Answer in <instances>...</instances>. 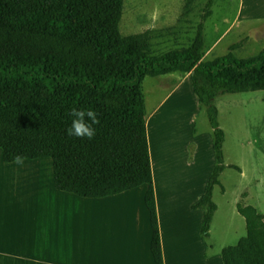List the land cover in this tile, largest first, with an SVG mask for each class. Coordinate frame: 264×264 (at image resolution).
<instances>
[{
	"label": "trees",
	"instance_id": "trees-1",
	"mask_svg": "<svg viewBox=\"0 0 264 264\" xmlns=\"http://www.w3.org/2000/svg\"><path fill=\"white\" fill-rule=\"evenodd\" d=\"M215 0H207L190 45L155 53L153 30L123 36L124 0H0V150L50 158L53 186L82 198H101L147 184L145 205L154 264H164L153 186L142 82L188 73L214 134L216 165L202 198L201 233L209 236L216 210L212 191L225 169L224 131L214 99L264 90V51L203 58V26ZM189 8V3L186 6ZM190 10V9H189ZM187 13V12H186ZM231 50L236 49L232 45ZM73 108L94 110L93 139L67 135ZM228 167L238 169L235 165ZM246 235L222 250L223 264H264V213L239 202Z\"/></svg>",
	"mask_w": 264,
	"mask_h": 264
},
{
	"label": "rangeland",
	"instance_id": "rangeland-1",
	"mask_svg": "<svg viewBox=\"0 0 264 264\" xmlns=\"http://www.w3.org/2000/svg\"><path fill=\"white\" fill-rule=\"evenodd\" d=\"M206 3L124 0L120 32L126 36L155 31L151 42L157 54L188 46L203 19ZM203 36L205 60L229 52L245 58L264 51V0H215L204 22ZM232 45L236 49L231 50ZM142 92L164 264H223L222 250L238 243L247 232L238 203L256 205L264 212V90L225 93L214 99L217 121L224 131L226 167L212 191L216 210L208 237L201 233L204 210L193 208L204 195L216 165L214 134L206 109L200 105L188 73L173 71L145 77ZM34 160L24 161L30 162L24 163L28 166L6 167L9 169L1 173L20 176L10 183L3 180L8 186L0 184V230L16 233L20 246H45L49 232L62 235L60 238H66L72 250L60 256L65 264H153L152 232L144 204L147 184L127 191L132 195L123 197L68 201L73 209L66 208V214L44 217L40 199L44 188L37 177H44V184L55 190L52 160ZM231 164L238 169L228 167ZM109 202L113 207L117 205L120 214H109L111 208H102L101 204L98 211L90 209V205ZM117 216L118 223L114 220ZM102 220L99 237L107 252L92 245L97 243L93 235L96 223L100 225ZM110 239L112 247L107 246Z\"/></svg>",
	"mask_w": 264,
	"mask_h": 264
},
{
	"label": "crops",
	"instance_id": "crops-1",
	"mask_svg": "<svg viewBox=\"0 0 264 264\" xmlns=\"http://www.w3.org/2000/svg\"><path fill=\"white\" fill-rule=\"evenodd\" d=\"M148 126H149V122H148ZM149 135L150 134L148 131L147 136L149 137ZM148 141H149V138H148ZM150 142H152V141L150 140ZM24 161H35V160L34 159H30V160L25 159ZM24 163H30V162H24ZM14 164H15L14 162H10V163L4 162L2 159V152H1V155H0V166H1L0 167V184H4V185L8 186V184L5 181L10 183L12 181V179H15L18 176H20L19 174H14L17 177H12V176L9 177L8 175L3 176L1 174L3 172V170L7 171V169L12 168L11 166ZM28 165L29 164H23V167L28 166ZM6 167H9V168H6ZM31 174H32V172H31ZM43 178L44 177H42L41 175H38V177H37L38 182L37 183H40V185L44 188V191L40 197V199L43 201V205H44V209H45L44 210V217L50 216L51 218H58L64 214H66V211H65L66 208L68 210L73 209V207H72L73 204H71V206H70L68 201H72L71 203H74L79 198L84 199V200L103 199L106 197L112 198V197H115V195H121V197H123L126 195H132V193H133V192L126 193L127 191L132 190V189H130V190H126L124 192H121V193H118L115 195H109V196L101 197V198H82V197H79V196L72 194V193H68V192H64V191H58L55 188H54L55 190H52L51 188L48 187V185L44 184ZM3 180H5V181H3ZM154 185L155 184L153 183V186ZM136 188H138V187H136ZM133 189H135V188H133ZM154 189H155V187H154ZM124 193H126V194H124ZM115 201H117V199H115ZM1 202H2V200H1ZM99 204L103 205L102 208L110 207L111 210H110L109 214L110 213H112L114 215L120 214V211H118L117 205H114V207H113V205L110 202H109V204L96 203L94 206L90 205V209L97 210V211L102 209V208H99ZM145 207H146V205H145ZM82 208H87V207L85 204H82ZM256 208L259 212L262 211V213H264L263 209H259L257 206H256ZM148 216H149V212H148ZM114 220H116L118 223V216L115 217ZM111 223H112V219H111V217H109L108 231H109L110 237H111ZM148 225H149V232H150V229H151L150 219H149ZM103 226H104L103 220H102V222H100V225L98 223H96V229H95L93 235H94L97 243L95 244V242H92V245L98 247V250L101 252L102 251L107 252L108 249L106 248V244L99 237L100 230L103 228ZM145 228H146V226L144 225V229ZM141 233H142V231H141ZM61 236L62 235H59L56 233L53 234V233L49 232L44 238V243L47 244L45 246H41V247L20 246L19 236L16 233H14L13 231H9V230H5V231L0 230V264H65V262H66L65 258H64V261H65L64 262L60 256H66L68 254V252L71 253L72 250L67 247L66 238H60ZM151 236H152V233H151ZM56 238H58V240H56ZM107 246L112 247L111 239L107 243ZM137 246H138V244H137ZM150 252H151V250H150ZM151 255H152V253H151ZM152 260H153V257H152ZM153 264H154V261H153Z\"/></svg>",
	"mask_w": 264,
	"mask_h": 264
},
{
	"label": "clouds",
	"instance_id": "clouds-1",
	"mask_svg": "<svg viewBox=\"0 0 264 264\" xmlns=\"http://www.w3.org/2000/svg\"><path fill=\"white\" fill-rule=\"evenodd\" d=\"M73 117L70 127L66 130L67 135L78 138L93 139L96 135V128L93 125L99 124L98 115L91 109L73 108L70 111ZM25 157L16 155L13 162L18 166H23Z\"/></svg>",
	"mask_w": 264,
	"mask_h": 264
}]
</instances>
